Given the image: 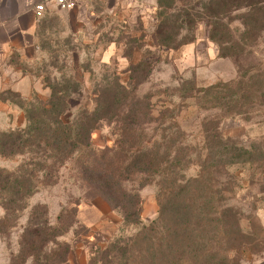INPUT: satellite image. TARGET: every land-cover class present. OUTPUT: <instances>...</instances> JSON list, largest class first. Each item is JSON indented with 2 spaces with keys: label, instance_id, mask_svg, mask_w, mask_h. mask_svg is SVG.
<instances>
[{
  "label": "rangeland",
  "instance_id": "obj_1",
  "mask_svg": "<svg viewBox=\"0 0 264 264\" xmlns=\"http://www.w3.org/2000/svg\"><path fill=\"white\" fill-rule=\"evenodd\" d=\"M210 1L84 0L70 11L51 9L40 20L34 48L24 58L19 55L16 63L48 90L47 94L35 93L26 103L37 98L48 99L54 85L77 84L72 115L82 105L95 107L98 89L110 94L107 90L117 82L131 90L135 88L136 97L148 104L142 106L140 117L152 118L147 136L153 137L161 153L188 154L187 160L191 161L188 178L198 175V165L193 163L198 153L204 158L210 150L220 151L215 140L211 141V148L208 146L201 127L204 119L218 120L219 133L230 137L251 156L249 160L210 173L208 196L214 198L210 211L219 215L223 204L232 206L244 245L239 250L241 264H264V8L259 13L241 8L229 14L230 21L225 17L222 23L230 22V29L241 46L235 50V57L219 56L225 60L201 63L195 54L203 43L197 41L209 39L212 30L210 22L214 19L207 9ZM164 20L167 29L159 34L158 27ZM140 61L146 63L147 76L142 81L143 73L134 68ZM230 83H234V93L224 87ZM246 86H251L250 91L255 94L252 101L241 99ZM230 94L237 105L226 111L224 102ZM10 97L13 99L6 96ZM24 118L25 125L18 128L26 127ZM18 128L0 129V133ZM116 128L112 121L102 123L92 133L90 153L78 151L58 168L56 176L47 179L48 184L40 186L29 198L16 227L2 225L6 212L0 203V264H31L21 259L20 241L35 206H44L50 224L65 231L60 241L71 247L69 264H88L91 251L104 249L115 239L137 234L143 225L158 217L160 178L145 186H142L143 176L136 175L124 182L125 188L137 190L142 200L141 223L126 225L122 214L112 210L98 195L94 179L82 170V165L102 152H107V165L114 167L118 163L120 136ZM168 137H175L173 146L167 142ZM143 146L149 147L141 143L140 148ZM30 158L27 154L7 157L0 154V169L14 171ZM226 187L230 191L225 192ZM85 205L96 207L104 214L98 224L89 226L81 220L91 223L97 217L93 211L86 214L89 218L80 216L78 210ZM211 235L217 247L223 238ZM45 251L49 249L40 251L37 264H45Z\"/></svg>",
  "mask_w": 264,
  "mask_h": 264
},
{
  "label": "trees",
  "instance_id": "obj_2",
  "mask_svg": "<svg viewBox=\"0 0 264 264\" xmlns=\"http://www.w3.org/2000/svg\"><path fill=\"white\" fill-rule=\"evenodd\" d=\"M241 8L259 13L264 8V0H211L208 4L209 16L214 19L210 22L209 39L218 46L221 57H235V50L241 46L229 22V14ZM225 17L229 18L227 24L222 23ZM164 21L158 27L159 34L167 29V20ZM244 25L246 27L248 23L244 22ZM159 41L166 45L161 39ZM145 65V61L134 65L143 73L141 81L147 76ZM233 84L224 87L234 93ZM75 86L77 84L54 85L48 99L37 98L29 103L17 93H8L13 97L8 99L25 112L27 125L0 133V154L6 157L27 154L31 158L14 171L0 169V203L6 212L2 225L16 227L21 213L28 207L29 198L40 186L48 184L47 179L56 176L58 168L67 164L76 152L90 153L92 133L102 123L112 121L120 136L116 152L118 163L114 167L107 165V152H102L87 165H82V170L94 179L98 195L112 210L122 214L126 225L141 223L142 200L138 191L126 189L124 182L136 175L143 176L142 186H145L152 179L160 178L159 214L137 234L115 239L104 249L91 251L88 264H241L239 250L244 245L240 240L236 211L223 204L221 214L214 215L210 211L214 198L208 195L211 192L210 173L249 160L250 152L230 137L222 136L218 131V120L204 119L201 127L206 143L211 148V141H217L220 151L213 153L210 150L204 158L198 153L193 162L198 165V175L188 178L187 170L191 164L190 159L187 160L188 154L185 151L161 153L152 141L153 137L147 136V126L152 118L140 117L142 106L148 104L136 97L135 88L131 90L117 82L107 90L110 94L98 89L95 107L90 109L82 105L72 115L73 94H78ZM250 87L244 88L241 99L252 101L255 98ZM231 95L224 102L226 111L237 105ZM167 142L173 146L175 137H168ZM141 143L149 147L140 148ZM224 191H230L229 187ZM64 232L50 224L44 206L32 208L20 241L23 262L37 264L40 251L49 249V252L45 251V264H69L71 247L60 241ZM211 233L223 238L217 247Z\"/></svg>",
  "mask_w": 264,
  "mask_h": 264
},
{
  "label": "crops",
  "instance_id": "obj_3",
  "mask_svg": "<svg viewBox=\"0 0 264 264\" xmlns=\"http://www.w3.org/2000/svg\"><path fill=\"white\" fill-rule=\"evenodd\" d=\"M42 0H0V129H13L25 125L24 111L10 99L8 93L20 95L24 100H31L35 93L47 94L41 81L31 73L23 72L17 65L16 59L20 55L24 58L32 50L37 41V31L40 20L36 18L34 7ZM56 9L50 6L46 13ZM195 58L198 62L216 60L219 57L218 47L209 39H200ZM137 58V55H135ZM137 61L140 58L136 59ZM95 212L96 218L87 225L98 224L104 214L93 206L79 209V215L89 218L86 214Z\"/></svg>",
  "mask_w": 264,
  "mask_h": 264
},
{
  "label": "built area",
  "instance_id": "obj_4",
  "mask_svg": "<svg viewBox=\"0 0 264 264\" xmlns=\"http://www.w3.org/2000/svg\"><path fill=\"white\" fill-rule=\"evenodd\" d=\"M83 1L84 0H42L35 5L34 12L36 18L41 20L45 16V12L50 6H53L58 10L70 11L81 5Z\"/></svg>",
  "mask_w": 264,
  "mask_h": 264
}]
</instances>
